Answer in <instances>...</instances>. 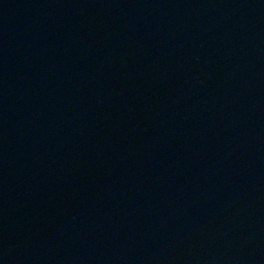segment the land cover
<instances>
[{
  "label": "water",
  "instance_id": "1",
  "mask_svg": "<svg viewBox=\"0 0 264 264\" xmlns=\"http://www.w3.org/2000/svg\"><path fill=\"white\" fill-rule=\"evenodd\" d=\"M86 264H264V0H59Z\"/></svg>",
  "mask_w": 264,
  "mask_h": 264
}]
</instances>
